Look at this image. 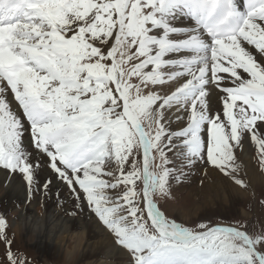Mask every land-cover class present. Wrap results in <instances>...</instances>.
Returning <instances> with one entry per match:
<instances>
[{
  "label": "snow or ice",
  "instance_id": "1",
  "mask_svg": "<svg viewBox=\"0 0 264 264\" xmlns=\"http://www.w3.org/2000/svg\"><path fill=\"white\" fill-rule=\"evenodd\" d=\"M246 139L264 171V0H0V169L28 202L66 190L127 264H264V233L160 206L194 170L247 188ZM8 227L0 264H26Z\"/></svg>",
  "mask_w": 264,
  "mask_h": 264
},
{
  "label": "rangeland",
  "instance_id": "2",
  "mask_svg": "<svg viewBox=\"0 0 264 264\" xmlns=\"http://www.w3.org/2000/svg\"><path fill=\"white\" fill-rule=\"evenodd\" d=\"M244 146L249 150L251 155L250 165L255 170L254 173L256 175L250 182L242 163V157L240 156L241 150H238V163L242 165L239 175L245 180L247 188L236 185L233 181L222 175L221 177L225 179V183L220 184L216 178H213L214 176L210 171L206 176L208 178L206 182H209L211 187L206 186L204 188V181L201 184V180H203V172L201 171L202 175L196 174L197 178H193L192 180L187 178L183 183L176 184L172 190V197L160 201V206L165 214L188 226H192L200 221H209L212 224L223 225L241 221L246 224L250 233H264V203H262L264 201V171L259 169L255 145L246 139ZM216 183H219L222 187L220 190L219 187L217 188ZM3 186L0 183V213H4L7 217L9 225L7 232L9 238L13 241L12 250L25 259L26 264H66L64 261L56 260L50 254H45V251L38 249L36 235L29 232L27 228H24V218L20 217L23 203H15L13 207H7L6 199H4L6 190L5 186L3 189ZM227 186L231 187L234 191L232 190L233 192L231 193ZM52 194L53 190L47 194H41L42 197L38 201L35 200L37 201L35 207L38 212L35 211V213L42 214L43 212V195L50 196ZM223 197H227L229 202ZM31 201H34V197L31 198ZM80 214L81 212L76 215ZM90 219L100 224L94 215H91ZM16 225H19L18 228H15ZM100 226L102 225L100 224ZM110 237L112 239L111 235ZM4 251L5 245L0 243V261L3 260ZM125 261H128V257ZM72 264L82 263L73 262Z\"/></svg>",
  "mask_w": 264,
  "mask_h": 264
},
{
  "label": "bare ground",
  "instance_id": "3",
  "mask_svg": "<svg viewBox=\"0 0 264 264\" xmlns=\"http://www.w3.org/2000/svg\"><path fill=\"white\" fill-rule=\"evenodd\" d=\"M240 156L251 182V179H254L256 175L250 165L251 155L245 146L241 149ZM210 172L220 184L225 183V179L220 174L211 170ZM194 173L189 177V180L197 178L196 174L202 175L200 170H194ZM202 176L203 187H211V184L206 182L208 178L204 174ZM0 183L5 186L4 199H6L7 207H13L15 203H23L20 217L24 218V228L36 235V244L40 251H45V254L48 253L54 259L62 260L66 264L73 262L127 264L125 261L128 257L127 252L115 245L104 227L90 219L91 215L87 210L82 211L80 215L68 214L72 206L66 190H60L54 186L52 195H43L44 209L42 214H37L35 203L42 197L41 194L34 196L33 202H28L25 185L20 177H9V173L3 169H0ZM219 183L216 185L220 190L222 187ZM227 188L231 193L234 191L229 186ZM223 198L229 202L227 197ZM18 226L16 225L15 228Z\"/></svg>",
  "mask_w": 264,
  "mask_h": 264
}]
</instances>
